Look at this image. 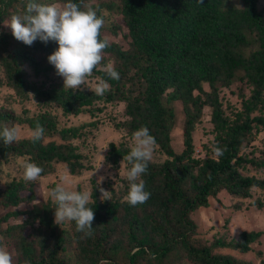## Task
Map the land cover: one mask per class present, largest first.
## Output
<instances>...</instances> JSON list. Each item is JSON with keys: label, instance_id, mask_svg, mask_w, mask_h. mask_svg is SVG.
<instances>
[{"label": "trees", "instance_id": "obj_1", "mask_svg": "<svg viewBox=\"0 0 264 264\" xmlns=\"http://www.w3.org/2000/svg\"><path fill=\"white\" fill-rule=\"evenodd\" d=\"M48 1L37 0L48 4ZM52 2V3H53ZM91 6L108 21L112 8L122 15L128 46L111 41L104 50L103 65L111 62L119 80L93 71L89 78L105 79L110 90L97 96L64 89V81L45 84L29 80L33 74L56 71L48 56L58 43L37 39L31 46L17 41L12 32L1 26L13 7L22 14L28 0H0V63L6 86L18 94L31 91L34 99L63 116L101 111L100 103L124 102L125 118L118 131L133 133L147 126L159 149L167 156L151 162L141 177L151 192L143 204L121 203L129 190L127 179L111 193V201H102L95 184L92 187L94 209L93 234L85 237L76 231L75 222L65 226L54 223L52 200L43 202L32 184L21 176H11L0 184V239H11L19 255L18 264H264L237 260L227 254L213 253L216 247L250 250L259 232L242 231L235 241L218 238L211 244L194 243L196 223L190 214L208 204V197L225 190L234 197H250L254 187L264 189V178L246 176L236 162L241 149L252 140V130L264 125V115H251L264 105V4L261 0H73ZM18 4V6H17ZM11 12V11H10ZM107 25L101 29V35ZM120 25L111 21L110 32L117 34ZM103 37V36H102ZM250 49L249 51H247ZM242 74H238V72ZM252 85L243 109L232 118L225 114L219 100L222 87L235 80ZM207 83L209 90H204ZM183 113V149L176 153L171 146V131L177 122L175 102ZM211 108L216 156H193L192 131L200 120L203 107ZM22 122L34 130L39 122L45 129L42 140L30 137L4 145L0 140V164L34 162L43 168L40 177L52 174L64 165L73 175L90 167L82 159L74 140L86 137L88 122L66 126L50 110L20 118L0 109V131ZM80 128V129H79ZM84 128V129H81ZM118 146V147H117ZM130 151L125 142H109L105 160L119 164ZM7 163V164H6ZM129 165V164H128ZM261 165V162H259ZM264 167V161L262 162ZM130 168V165H129ZM264 170V169H263ZM23 174V173H22ZM27 191V192H26ZM20 205H25L21 208ZM2 211V213H1ZM4 211V212H3ZM11 216L20 222L8 224ZM6 225V226H5ZM182 252V261L170 260L171 252ZM186 259V261L184 260Z\"/></svg>", "mask_w": 264, "mask_h": 264}, {"label": "rangeland", "instance_id": "obj_2", "mask_svg": "<svg viewBox=\"0 0 264 264\" xmlns=\"http://www.w3.org/2000/svg\"><path fill=\"white\" fill-rule=\"evenodd\" d=\"M264 4V0H261ZM53 1H48L52 3ZM62 4L61 2L55 1ZM18 6V4H17ZM11 11V12H10ZM15 14V13H14ZM13 15V7H9V13L3 19L1 26L6 32H12L10 27H5L3 22L10 21ZM107 16L105 25L108 23V28H105L102 33L103 37H107L110 41L127 47L128 38L125 36L126 28L124 26L122 15L112 8L106 12ZM111 21L114 24L120 25L117 29V34L113 35L110 31ZM248 49L247 51H249ZM29 80L37 83L44 82L50 84L63 81V77L56 74V71L45 74L34 75L30 67L27 68ZM242 74V72H238ZM98 80L89 78L90 84H95ZM252 85L245 80L235 79L229 87H222L219 91V100L226 115L229 117L235 116L243 109V100L250 97ZM204 90H209L207 83H203ZM103 105L101 111H95L93 115L82 113L76 116H63L58 110L49 108L46 104H41L34 99L31 91L18 94L13 89L6 86L5 73L3 66L0 63V109L13 112L20 118H24L25 114L31 115L45 109L50 110L53 115L57 116V120L66 126H82L88 122H93L94 126L85 128L86 137L74 140L78 145V150L82 154V159L89 169L83 170L78 175H73L68 172L64 165L57 167L54 173L39 177L32 184V188L43 202L51 200V190L60 183L65 184L73 190H87L91 193L92 187L95 184L99 190V197L102 193L100 188L112 192L117 191L122 186V180H125V174L129 168L128 163L120 161L118 165H110L105 160V154L108 150L109 142L116 143L125 142L127 145L132 140V134H127L125 130L118 131L117 124L125 118V103L124 102H109L100 103ZM177 110V122L171 131V146L178 153L183 149V113L179 101L175 102ZM263 111L256 109L251 115H264ZM21 130V138L30 137L32 130L22 122H17ZM80 129V128H79ZM84 129V128H81ZM214 125L211 121V108L203 107V112L200 120L194 125L192 131L193 141V156L206 157L216 156L213 153L214 149ZM239 159L236 165L239 171L246 176H255L264 178V125H257L252 130V140L246 144L238 154ZM167 156L157 147L154 153L153 162L160 163ZM261 162V165H259ZM7 164V163H6ZM22 166L20 161L12 162L10 165L0 164V184L11 176H21ZM103 177V180H101ZM27 192V191H26ZM24 208L25 205H20ZM4 212V211H3ZM2 213V211H1ZM55 215V214H54ZM53 215V217H54ZM191 219L196 223V232L191 239L194 243L211 244L214 240L221 238L225 242L235 241L239 234L246 231L259 232L258 239L250 243V250L246 252L240 251L239 248L232 247H216L212 250L213 253L227 254L235 257L237 260L249 261L257 263L264 258V189L252 188L251 196L242 198L234 197L225 190L219 191L215 196L208 197V204L198 208L190 214ZM21 218L11 216L6 225L20 222ZM68 222L65 223V226ZM5 225V226H6ZM8 250L13 255L14 264H18L19 255L15 249L11 239H3ZM182 252H171L170 260L182 261ZM186 261V259H184Z\"/></svg>", "mask_w": 264, "mask_h": 264}, {"label": "clouds", "instance_id": "obj_3", "mask_svg": "<svg viewBox=\"0 0 264 264\" xmlns=\"http://www.w3.org/2000/svg\"><path fill=\"white\" fill-rule=\"evenodd\" d=\"M203 3V0H199ZM10 27L12 35L17 41L31 46L37 39L47 43L49 40L58 43V48L49 56L48 61L56 70V74L63 77L64 89L83 92L90 90L97 96H103L110 90L107 80L99 79L94 85L89 83L93 71L105 73L110 79L119 80V72L109 62L102 64L104 50L111 46L107 37H102L101 29L105 24L103 16L91 6L82 7L73 0H65L63 4L39 3L28 0L22 14H13L10 21L3 22ZM18 126L5 125L0 131V140L4 145H10L21 139ZM44 127L37 122L30 138L33 142L43 139ZM118 147V146H117ZM130 151L123 160L130 165L125 178L129 183V190L121 203L127 202L136 206L147 202L151 192L146 190L145 181L141 178L153 162L157 150V141L147 126H142L132 134L128 145ZM222 154L219 148L214 149ZM23 179L35 182L43 172V168L34 162L23 165ZM103 180V177H101ZM102 201H111L110 191L100 188ZM50 197L56 205L54 223L62 226L66 222H75L76 231L85 237L93 234L94 209L88 205L92 203V193L87 190H73L65 184H57L50 192ZM0 264H14L13 255L7 245L0 239Z\"/></svg>", "mask_w": 264, "mask_h": 264}]
</instances>
